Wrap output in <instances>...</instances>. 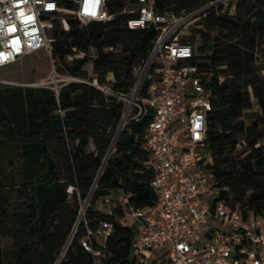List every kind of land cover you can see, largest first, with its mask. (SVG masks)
<instances>
[{"label":"trees","instance_id":"trees-1","mask_svg":"<svg viewBox=\"0 0 264 264\" xmlns=\"http://www.w3.org/2000/svg\"><path fill=\"white\" fill-rule=\"evenodd\" d=\"M214 1L154 5L181 16ZM122 6V0H108L114 16L106 22L83 24L69 15L68 29L53 16L52 61L60 73L82 80L57 90L0 84V264H54L68 244L60 264H94L81 240L105 222L112 229L104 242L91 239L103 254L100 264H137L131 253L135 230L120 222L122 204L112 214L96 208L102 197L121 193L130 194L135 207L157 200L145 146L153 109L146 106L119 129L125 103L117 96L131 90L156 32L128 28ZM199 24V45L194 47L193 35L182 41L193 46L189 64L212 92L206 147L216 199L244 216L264 217V0H238L235 14L211 6ZM88 62L94 76L85 80ZM147 86L145 81L141 97ZM5 164H17L18 172H6Z\"/></svg>","mask_w":264,"mask_h":264},{"label":"built area","instance_id":"built-area-1","mask_svg":"<svg viewBox=\"0 0 264 264\" xmlns=\"http://www.w3.org/2000/svg\"><path fill=\"white\" fill-rule=\"evenodd\" d=\"M221 1L178 16L159 11L154 0H122L128 28L156 32L146 58L135 68L131 90L117 96L125 103L119 129L142 115L146 106L153 109L145 146L152 157L150 186L157 200L135 207L129 203L130 194L121 193L102 197L96 208L112 214L113 206L122 204L120 222L135 230L131 253L137 264H264V217L244 216L216 199V174L206 147L212 92L197 67L189 64L194 48L178 31L186 19ZM55 15L65 29L69 15L83 24L114 16L108 0H0V68L37 51L51 55ZM145 81L146 95L141 97ZM127 112L133 113L129 119ZM111 229L112 224L105 222L97 232L88 229L81 240L95 256L94 264H100L103 254L93 248L91 239L103 243ZM68 245L54 264H60Z\"/></svg>","mask_w":264,"mask_h":264},{"label":"rangeland","instance_id":"rangeland-1","mask_svg":"<svg viewBox=\"0 0 264 264\" xmlns=\"http://www.w3.org/2000/svg\"><path fill=\"white\" fill-rule=\"evenodd\" d=\"M237 2L238 0H222L221 2L215 4V6L221 12L228 10L230 13L235 14ZM202 12L192 15L178 28L181 39L189 35L194 36L193 45L195 48L200 43V34L197 30L202 28L199 24L202 18ZM78 56H82V54ZM92 67V62H88L86 64L87 74L83 79L89 80V78L94 76ZM71 77L72 76L70 75L60 73L54 65L51 55L44 50L27 54L13 64L0 68V84L4 85L50 86L57 89L62 83L69 82ZM112 78V74H109L108 79L110 80ZM93 83L97 84V81L94 80ZM100 87H102L106 92L109 91V87L107 86ZM255 109L257 110L256 106ZM132 114V112H127L126 118L129 119ZM5 171L9 173L13 171L16 174L18 172V165L15 164L13 167H10L8 164H5ZM81 213H83L82 210ZM4 242L7 245L9 244L7 240Z\"/></svg>","mask_w":264,"mask_h":264}]
</instances>
